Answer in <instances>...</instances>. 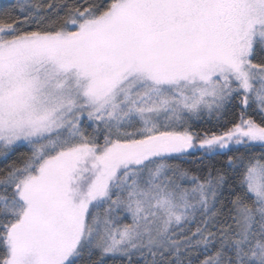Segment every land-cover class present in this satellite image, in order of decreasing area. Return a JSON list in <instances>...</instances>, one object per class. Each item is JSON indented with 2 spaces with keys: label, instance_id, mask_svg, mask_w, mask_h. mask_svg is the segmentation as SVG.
Segmentation results:
<instances>
[{
  "label": "snow or ice",
  "instance_id": "snow-or-ice-1",
  "mask_svg": "<svg viewBox=\"0 0 264 264\" xmlns=\"http://www.w3.org/2000/svg\"><path fill=\"white\" fill-rule=\"evenodd\" d=\"M16 8L0 264H264V0Z\"/></svg>",
  "mask_w": 264,
  "mask_h": 264
},
{
  "label": "trees",
  "instance_id": "trees-1",
  "mask_svg": "<svg viewBox=\"0 0 264 264\" xmlns=\"http://www.w3.org/2000/svg\"><path fill=\"white\" fill-rule=\"evenodd\" d=\"M12 14V15H17L18 10L16 8V0H1L0 1V16L4 14ZM196 130L202 131V130H207V129H212V130H217L215 122L212 121H202V122H197L194 125ZM243 151V149H241ZM264 151V149H259L255 148L252 150V154L259 156L261 152ZM19 153H17V156ZM16 157H13L15 159ZM187 166V165H186ZM0 167H3V164H0ZM105 264H126L124 261L120 260H113L112 258L106 257L105 258Z\"/></svg>",
  "mask_w": 264,
  "mask_h": 264
},
{
  "label": "rangeland",
  "instance_id": "rangeland-1",
  "mask_svg": "<svg viewBox=\"0 0 264 264\" xmlns=\"http://www.w3.org/2000/svg\"><path fill=\"white\" fill-rule=\"evenodd\" d=\"M1 1V0H0Z\"/></svg>",
  "mask_w": 264,
  "mask_h": 264
}]
</instances>
